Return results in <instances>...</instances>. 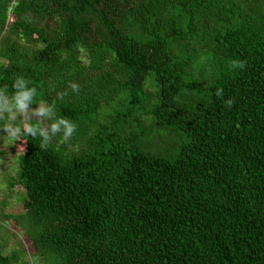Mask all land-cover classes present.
Wrapping results in <instances>:
<instances>
[{
  "label": "trees",
  "instance_id": "trees-1",
  "mask_svg": "<svg viewBox=\"0 0 264 264\" xmlns=\"http://www.w3.org/2000/svg\"><path fill=\"white\" fill-rule=\"evenodd\" d=\"M17 77L77 130L0 128V264H264V0H0Z\"/></svg>",
  "mask_w": 264,
  "mask_h": 264
},
{
  "label": "clouds",
  "instance_id": "clouds-1",
  "mask_svg": "<svg viewBox=\"0 0 264 264\" xmlns=\"http://www.w3.org/2000/svg\"><path fill=\"white\" fill-rule=\"evenodd\" d=\"M204 59L203 57L201 58ZM246 61L232 60L229 62L230 70H243L246 66ZM74 92L79 91L78 85H71ZM13 92L9 94L8 86L0 87V121H8L2 128L7 135L4 136L11 141H23L25 137L40 138V148L46 149L58 133H62V139L69 141L77 130V125L67 118H56L55 104H38L36 109H31L30 105L35 103L37 89L29 87L28 81L24 77H17L12 83ZM216 95L223 97V89H217ZM62 99L63 96L58 97ZM225 104L231 108L233 101L226 100ZM40 117L36 123H32L29 114ZM7 114V117L5 116ZM17 114L24 117L19 123H15ZM49 117L51 123L48 127L43 124L44 118ZM23 148V147H22ZM24 149V148H23Z\"/></svg>",
  "mask_w": 264,
  "mask_h": 264
},
{
  "label": "rangeland",
  "instance_id": "rangeland-1",
  "mask_svg": "<svg viewBox=\"0 0 264 264\" xmlns=\"http://www.w3.org/2000/svg\"><path fill=\"white\" fill-rule=\"evenodd\" d=\"M16 152L18 154H21L23 152V148L22 147H18V149L16 150ZM2 171V166H0V172ZM22 211V208H18V209H14V210H9L10 213H19ZM10 230H12L13 232L15 233H18L19 234V230L17 229H14V228H10ZM29 261V264H39L37 263V260L33 257V256H30V254L28 253L27 257H26Z\"/></svg>",
  "mask_w": 264,
  "mask_h": 264
}]
</instances>
